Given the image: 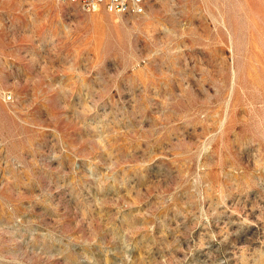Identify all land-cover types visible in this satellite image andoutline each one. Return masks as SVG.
Wrapping results in <instances>:
<instances>
[{"label":"rangeland","instance_id":"1","mask_svg":"<svg viewBox=\"0 0 264 264\" xmlns=\"http://www.w3.org/2000/svg\"><path fill=\"white\" fill-rule=\"evenodd\" d=\"M0 264H264V0H0Z\"/></svg>","mask_w":264,"mask_h":264},{"label":"built area","instance_id":"2","mask_svg":"<svg viewBox=\"0 0 264 264\" xmlns=\"http://www.w3.org/2000/svg\"><path fill=\"white\" fill-rule=\"evenodd\" d=\"M61 2L63 0H60ZM84 12H94L103 9L112 14L140 15L144 12L141 0H74Z\"/></svg>","mask_w":264,"mask_h":264},{"label":"bare ground","instance_id":"3","mask_svg":"<svg viewBox=\"0 0 264 264\" xmlns=\"http://www.w3.org/2000/svg\"><path fill=\"white\" fill-rule=\"evenodd\" d=\"M62 2H65V3H69V4H76V1H74V0H63ZM141 5H142V7H145L146 6V0H141ZM98 11H100V10H96V11H94V12H98ZM101 13V12H100ZM93 14V13H92ZM112 16V15H111ZM95 17V16H94ZM96 18V17H95ZM97 18H99V16L97 17ZM101 18V21H102V17H100ZM109 19H110V21L112 20V18L111 17H109ZM99 20V19H98ZM97 20V21H98ZM116 19H114V21H115ZM96 23V22H95ZM104 23V22H103ZM97 25H98V23H97Z\"/></svg>","mask_w":264,"mask_h":264}]
</instances>
